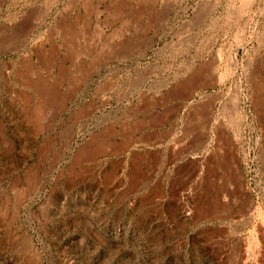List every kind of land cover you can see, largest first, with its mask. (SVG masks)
<instances>
[{"label":"rangeland","instance_id":"1","mask_svg":"<svg viewBox=\"0 0 264 264\" xmlns=\"http://www.w3.org/2000/svg\"><path fill=\"white\" fill-rule=\"evenodd\" d=\"M263 41L264 0H0V264H264Z\"/></svg>","mask_w":264,"mask_h":264},{"label":"crops","instance_id":"2","mask_svg":"<svg viewBox=\"0 0 264 264\" xmlns=\"http://www.w3.org/2000/svg\"><path fill=\"white\" fill-rule=\"evenodd\" d=\"M118 4H117V7H119ZM92 6H93V4L88 5L87 9L82 8V7H77L76 10L74 11L75 13L71 14V16H70V20H69L70 26L67 28H61L60 30L61 31L91 32V31H99L102 27H105V19L106 18L103 19L104 23L100 27V25L95 23L97 20L94 18V15L88 16V15L84 14L86 12V10H89V11L92 10ZM107 22H109V21L107 20ZM108 26H110L111 31H113V29L114 30L116 29V28H114L113 24L112 25L108 24ZM121 46H124V45H121ZM118 47H113V48L117 49ZM260 47L262 50L259 52V55L256 57V59L259 58V56H260L261 62L257 63V61L255 60L256 65H253V72L255 71L254 72V74H255L254 78L262 81L263 88H261V89H263V90L260 94H258V95H260V97L255 94L256 95L255 96L256 102L253 105V114H254V119H255L254 120V127L256 128V133L259 135V137L263 138V140L262 139L261 140L264 142V41L262 42ZM91 53L92 52H89L86 54H91ZM79 54L82 55L85 53L79 52ZM113 55H118V52L115 51L113 53ZM114 58H117V57H114ZM118 63H119V60L114 59L112 64H118ZM100 65H101L100 62H94L91 60L90 61H82L81 60V61L77 62V64L75 65L74 68L77 70V72L86 73V72H91V71H100L101 70L99 68ZM60 66H61V68H63L64 71H67V70L72 69L73 63H71L69 66L67 63H63ZM249 66H250V64H249ZM77 78L87 79V78H95V76H79Z\"/></svg>","mask_w":264,"mask_h":264},{"label":"bare ground","instance_id":"3","mask_svg":"<svg viewBox=\"0 0 264 264\" xmlns=\"http://www.w3.org/2000/svg\"><path fill=\"white\" fill-rule=\"evenodd\" d=\"M203 12V11H202ZM234 15V14H233ZM201 17V16H200ZM173 34V33H172ZM257 37V36H256ZM253 38V37H252ZM9 42V41H8ZM172 43V42H171ZM182 43V42H181ZM137 47V46H136ZM120 50V49H119ZM131 51H133V50H131ZM203 66V65H202ZM20 67V66H19ZM84 69V68H83ZM215 69V68H214ZM217 70V69H216ZM255 72V71H254ZM66 87H68V86H66ZM101 89V88H100ZM44 91V90H43ZM40 93V92H39ZM47 94V93H46ZM55 94V93H54ZM46 101V100H45ZM34 110V109H33ZM240 260H242V259H240ZM242 262V261H241Z\"/></svg>","mask_w":264,"mask_h":264}]
</instances>
